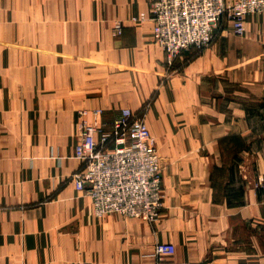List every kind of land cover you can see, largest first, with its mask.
<instances>
[{
  "label": "crops",
  "instance_id": "0c3cea01",
  "mask_svg": "<svg viewBox=\"0 0 264 264\" xmlns=\"http://www.w3.org/2000/svg\"><path fill=\"white\" fill-rule=\"evenodd\" d=\"M150 2L0 0V264H155L161 242L174 245L178 262L264 264V196L255 187L264 178L262 154L254 167L243 158L236 173L243 203L235 207L213 198L212 158L159 157L164 201L154 228L96 217L91 197L75 189L82 110L102 109L107 132L123 108L143 113L150 133L202 130L217 145L236 131V108L222 109L201 89L224 46L214 43L165 81ZM244 26L232 36L244 58L264 68V13L247 15Z\"/></svg>",
  "mask_w": 264,
  "mask_h": 264
},
{
  "label": "built area",
  "instance_id": "2783aa9c",
  "mask_svg": "<svg viewBox=\"0 0 264 264\" xmlns=\"http://www.w3.org/2000/svg\"><path fill=\"white\" fill-rule=\"evenodd\" d=\"M154 42L170 67L189 48L206 47L213 30L226 18L234 33H245L246 15L264 13V0H151ZM141 18H134L140 21ZM115 36L122 26L115 25ZM102 109L78 113L80 135L74 158L80 169L72 176L75 189L91 197L96 217L115 214L155 222L162 208V174L153 137L142 117L121 109L109 132L102 128ZM170 242L155 245V264H189L173 259Z\"/></svg>",
  "mask_w": 264,
  "mask_h": 264
},
{
  "label": "rangeland",
  "instance_id": "374dc122",
  "mask_svg": "<svg viewBox=\"0 0 264 264\" xmlns=\"http://www.w3.org/2000/svg\"><path fill=\"white\" fill-rule=\"evenodd\" d=\"M223 20L213 30L211 40L206 47L185 50L180 55L184 54L182 61L179 60V56L170 67L164 64L165 81L181 73L185 66L203 54L214 43L220 41L224 46L221 47L222 50L220 51L222 55L221 63L219 66L214 67L217 73L208 75L205 78L201 89L205 93H209L210 99L206 98V100L219 104L222 109L227 106L236 108V131L220 138L217 145H214L215 140L209 138V132H203L202 130L180 132L183 136L179 138L176 136L179 133L177 131L171 133L155 130L151 134L160 158H212L213 160H209V162L213 168L211 174L213 198L215 200L226 198V204L235 207L243 203L244 190L239 185L236 177L239 166L243 165V158H252V166L254 167L259 155L262 154L264 157V68L252 66L251 60L244 58L242 43L237 40L235 42L232 36V34L236 35L233 32L232 23L230 25L228 20ZM224 31L226 36L221 37ZM227 39H231L232 46L237 50L234 64L233 61L228 62ZM141 114L145 119L143 113ZM242 116L245 118L246 127L243 125ZM204 121L202 118V122ZM220 163L221 167L220 165L216 166ZM224 167L230 169V176H228V173H223ZM228 179L229 181H227ZM258 182L259 180L255 183L256 191L264 196V178L260 181L262 183L260 187L257 185ZM202 194L204 193L200 192V195ZM200 200V198L197 199L199 202ZM177 206L181 207L182 205L178 204ZM180 207L177 209L179 210ZM162 210L163 202L160 214ZM158 219L153 223H148V226L154 228ZM135 220L142 222L139 219ZM261 241L264 247V226L261 230Z\"/></svg>",
  "mask_w": 264,
  "mask_h": 264
},
{
  "label": "bare ground",
  "instance_id": "6f19581e",
  "mask_svg": "<svg viewBox=\"0 0 264 264\" xmlns=\"http://www.w3.org/2000/svg\"><path fill=\"white\" fill-rule=\"evenodd\" d=\"M247 16V15H246ZM245 16V17H246ZM245 20V19H244ZM220 23V22H219ZM152 32H153V27H152ZM159 46V45H158ZM160 47V46H159ZM161 48V47H160ZM192 48V47H191ZM162 49V48H161ZM190 49V48H189ZM163 50V49H162ZM164 52V51H163ZM159 160H160V158H159ZM160 167H161V164H160ZM81 192V191H80ZM162 196H163V191H162ZM109 215H115V214H109ZM117 216H119V215H117ZM120 217H123V216H120ZM125 218H131V217H125Z\"/></svg>",
  "mask_w": 264,
  "mask_h": 264
}]
</instances>
